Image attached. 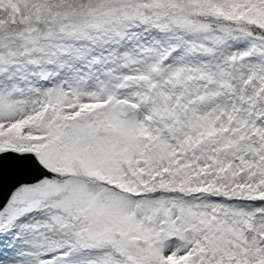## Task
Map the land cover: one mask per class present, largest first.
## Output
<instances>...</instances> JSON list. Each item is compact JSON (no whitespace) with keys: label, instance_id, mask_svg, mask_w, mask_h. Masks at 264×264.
Returning a JSON list of instances; mask_svg holds the SVG:
<instances>
[{"label":"snow or ice","instance_id":"1","mask_svg":"<svg viewBox=\"0 0 264 264\" xmlns=\"http://www.w3.org/2000/svg\"><path fill=\"white\" fill-rule=\"evenodd\" d=\"M0 264H264V0H0Z\"/></svg>","mask_w":264,"mask_h":264}]
</instances>
